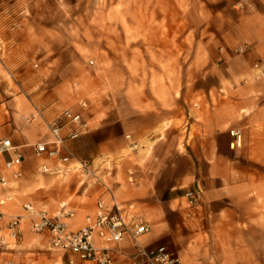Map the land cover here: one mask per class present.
Listing matches in <instances>:
<instances>
[{"label":"crops","instance_id":"obj_1","mask_svg":"<svg viewBox=\"0 0 264 264\" xmlns=\"http://www.w3.org/2000/svg\"><path fill=\"white\" fill-rule=\"evenodd\" d=\"M181 3L172 0L176 9ZM183 3L192 5V101H181L180 82L172 77L171 83L157 82V97L140 98L128 81L125 101L102 102L93 110L88 103L91 130L68 142L69 152L80 161L128 156L113 173L104 165L94 169L97 183L79 170L67 176L40 173V165L59 166L33 153L34 145L50 137L47 122L64 109L78 110L77 103L67 101L69 79L54 76L79 68L77 52L67 37L45 27L21 28L16 20L2 24L0 141L8 139L23 156L18 180L0 156V177L9 182L0 186L3 222L24 215L25 204L52 214L66 203L76 229L97 201L109 202L110 189L150 226L140 239L143 247L165 246L180 264H264V77L255 69L264 60V0ZM109 64V73H116V64ZM197 97L201 101H193ZM115 105L124 108L123 114L104 112ZM181 123L187 124L183 133ZM114 128H122L123 137L117 140ZM231 130L241 133L239 148L230 149ZM140 142L143 148L130 150ZM128 170L133 182L123 184ZM196 190L200 194L190 206L185 193ZM47 246L49 235L31 232L24 222L21 237L0 255V264H66L59 253H43ZM124 246L113 264L129 263L133 250Z\"/></svg>","mask_w":264,"mask_h":264},{"label":"rangeland","instance_id":"obj_2","mask_svg":"<svg viewBox=\"0 0 264 264\" xmlns=\"http://www.w3.org/2000/svg\"><path fill=\"white\" fill-rule=\"evenodd\" d=\"M180 1L181 8L176 9L172 0H0V32L3 23L12 24L16 20L21 28L45 27L52 34L67 37V44L77 52L80 66L68 74L54 76L69 79L67 101L72 104L84 100L93 110L102 102L125 101L128 81L133 82L138 96L147 100L151 93L155 94L157 82L171 83L172 77L180 82L181 101H192V5ZM14 3L20 6L13 9ZM73 59L76 64L77 58ZM110 62L116 64V73H109ZM193 101L201 100L197 97ZM123 110L115 105L104 112L119 116ZM181 124L183 133L187 124ZM114 131L117 140L123 137L122 128ZM152 136L155 140L157 133ZM143 143L150 146L148 140ZM143 143L136 144L137 148L131 151L143 148ZM126 156L123 152L84 161L93 164V171L104 165L113 173ZM0 161L2 164L1 158ZM129 171L121 181L123 184H131ZM66 174L71 173L63 175ZM42 251L52 254L48 246Z\"/></svg>","mask_w":264,"mask_h":264},{"label":"built area","instance_id":"obj_3","mask_svg":"<svg viewBox=\"0 0 264 264\" xmlns=\"http://www.w3.org/2000/svg\"><path fill=\"white\" fill-rule=\"evenodd\" d=\"M243 0H240V3ZM239 4V3H238ZM255 69L264 77V60L260 61ZM78 110L64 109L57 117L47 122L50 137L34 145L33 153L37 159L54 162L56 169L51 170L40 165V173L65 174L71 170H79L85 176H92V163L79 161L73 158L67 148V143L88 134L91 126L85 112L88 110L87 101L77 102ZM232 138L230 149L241 146L242 136L239 130L229 131ZM129 139V136L125 137ZM136 144H131L134 150ZM0 156L5 157L4 169L11 172L14 180L21 177L23 156L11 145L8 139L0 141ZM74 161L75 165L70 168ZM128 182H133V174L128 172ZM9 182L0 177V186L7 187ZM110 200L105 203L99 200L95 204L93 213L83 218V223L76 229L71 228L70 221L74 212L66 203H60L52 214L38 210L31 205H22L24 215L10 217L3 222V213L0 211V255L11 250L21 237L22 223L28 222L31 232L49 235V251L61 254L66 258V264L76 262L89 264H113L117 255H123L125 244L133 250L128 264H180V259L170 253L165 246L155 248L143 247L140 239L150 232V226L139 214L136 207L130 203H121L108 189ZM200 192L187 191V204H196ZM9 200V199H7ZM5 201H0V206ZM6 264H28L25 262L7 261Z\"/></svg>","mask_w":264,"mask_h":264}]
</instances>
